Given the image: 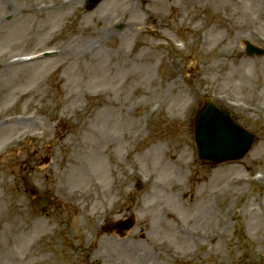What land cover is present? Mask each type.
<instances>
[{"label": "rangeland", "instance_id": "1", "mask_svg": "<svg viewBox=\"0 0 264 264\" xmlns=\"http://www.w3.org/2000/svg\"><path fill=\"white\" fill-rule=\"evenodd\" d=\"M131 4L0 0V264H264V0ZM204 98L255 135L241 160H198Z\"/></svg>", "mask_w": 264, "mask_h": 264}, {"label": "water", "instance_id": "2", "mask_svg": "<svg viewBox=\"0 0 264 264\" xmlns=\"http://www.w3.org/2000/svg\"><path fill=\"white\" fill-rule=\"evenodd\" d=\"M100 1L89 0L91 6ZM252 52L259 53L249 49V53ZM195 121V141L201 158L208 154H217L222 157V160H216L217 162L227 161L243 156L250 147L252 136H248L244 131L236 128L229 115L216 107L211 101L206 100L204 102V106ZM130 226L131 223H128L125 228Z\"/></svg>", "mask_w": 264, "mask_h": 264}, {"label": "bare ground", "instance_id": "3", "mask_svg": "<svg viewBox=\"0 0 264 264\" xmlns=\"http://www.w3.org/2000/svg\"><path fill=\"white\" fill-rule=\"evenodd\" d=\"M129 2L132 3L130 5V7H133L134 9L139 10L138 7H137V5L135 4V0H129ZM139 4H140V6H139L140 10L139 11H142L144 13H146V12L149 11V9H147L148 4H149V0H139ZM162 7L159 6V8L156 11V13H162V10H164ZM133 8H130V11L129 12H131L132 10H134ZM147 14H149V13H147ZM157 15H159V14H157ZM126 17H127V15H124L123 16V18H126ZM139 25L140 24L137 21H128L127 24H126V30H128L130 32H132V31L135 32V30H137V27ZM103 32H104V34H111L112 35L111 28H108L106 30H103ZM108 241L110 242V240H108ZM174 255H176V254H174ZM181 257H183V256H178V258H181Z\"/></svg>", "mask_w": 264, "mask_h": 264}]
</instances>
